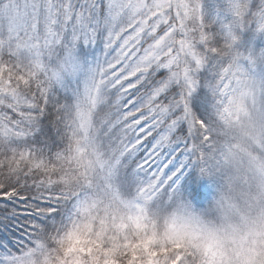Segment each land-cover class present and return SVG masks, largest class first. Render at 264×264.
<instances>
[{"label": "snow or ice", "instance_id": "snow-or-ice-1", "mask_svg": "<svg viewBox=\"0 0 264 264\" xmlns=\"http://www.w3.org/2000/svg\"><path fill=\"white\" fill-rule=\"evenodd\" d=\"M0 264H264V0H0Z\"/></svg>", "mask_w": 264, "mask_h": 264}, {"label": "trees", "instance_id": "trees-1", "mask_svg": "<svg viewBox=\"0 0 264 264\" xmlns=\"http://www.w3.org/2000/svg\"><path fill=\"white\" fill-rule=\"evenodd\" d=\"M132 91H135V90L133 89ZM149 139H151V138H149Z\"/></svg>", "mask_w": 264, "mask_h": 264}]
</instances>
